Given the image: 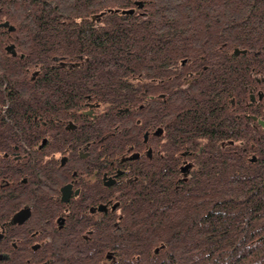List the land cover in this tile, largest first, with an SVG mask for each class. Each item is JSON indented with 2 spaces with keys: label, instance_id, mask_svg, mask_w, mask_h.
I'll return each mask as SVG.
<instances>
[{
  "label": "trees",
  "instance_id": "16d2710c",
  "mask_svg": "<svg viewBox=\"0 0 264 264\" xmlns=\"http://www.w3.org/2000/svg\"><path fill=\"white\" fill-rule=\"evenodd\" d=\"M247 66H264V0H0V83L12 103L36 97L23 83L40 79L60 97L89 94L107 107L109 160L130 145L119 144L118 108L138 145L152 89L156 127L171 114L175 131L155 136L153 157L117 189L104 236L122 243L120 264H264V135H211L202 167L195 160L185 178L177 168L182 145L196 158L199 130L261 128Z\"/></svg>",
  "mask_w": 264,
  "mask_h": 264
},
{
  "label": "flooded vegetation",
  "instance_id": "af4514ba",
  "mask_svg": "<svg viewBox=\"0 0 264 264\" xmlns=\"http://www.w3.org/2000/svg\"><path fill=\"white\" fill-rule=\"evenodd\" d=\"M245 70L247 78L253 79L247 102L252 105L264 99V66H247ZM42 72L38 67L32 77ZM187 76L196 79L192 72ZM4 84L0 83V264H120L118 247L122 243H113L116 248L111 249L104 236L109 216L119 208L117 189L129 179L130 168L144 161L150 150L149 158L153 157L155 136L175 131L170 112L165 114L164 124L156 127V93L152 89L147 94L151 102L148 139L138 145L131 134H123L132 116L128 109L118 108L119 144L126 139L130 145L119 153V159L109 160L105 104L92 100L89 94L77 99L71 91L60 97L58 91L46 89L51 81L40 79L23 83L29 87L25 92L36 90L37 96H27L16 105ZM138 119L135 117L134 124ZM252 119L261 128L197 131L196 158L185 144L176 154L179 177L190 173L195 160L202 167L204 138L263 136L262 119ZM226 152L230 157L234 154V150ZM134 155L138 157L131 159ZM246 159L257 161L252 152ZM97 229L103 236L100 240L93 239Z\"/></svg>",
  "mask_w": 264,
  "mask_h": 264
},
{
  "label": "water",
  "instance_id": "95a60500",
  "mask_svg": "<svg viewBox=\"0 0 264 264\" xmlns=\"http://www.w3.org/2000/svg\"><path fill=\"white\" fill-rule=\"evenodd\" d=\"M10 30H14V28L13 27H10ZM12 49V48H11ZM236 53L237 54H239V51L236 49ZM260 123L263 125V127H264V121H262V120H260ZM145 138L147 139L148 138V135H146L145 136ZM136 157H138L137 155H134V156H132V158H136Z\"/></svg>",
  "mask_w": 264,
  "mask_h": 264
}]
</instances>
